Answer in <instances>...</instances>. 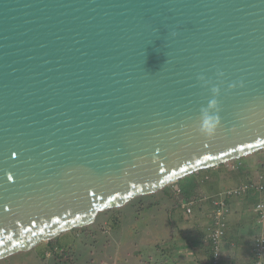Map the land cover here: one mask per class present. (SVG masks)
<instances>
[{
  "label": "water",
  "instance_id": "95a60500",
  "mask_svg": "<svg viewBox=\"0 0 264 264\" xmlns=\"http://www.w3.org/2000/svg\"><path fill=\"white\" fill-rule=\"evenodd\" d=\"M263 150L264 0H0V260Z\"/></svg>",
  "mask_w": 264,
  "mask_h": 264
},
{
  "label": "rangeland",
  "instance_id": "374dc122",
  "mask_svg": "<svg viewBox=\"0 0 264 264\" xmlns=\"http://www.w3.org/2000/svg\"><path fill=\"white\" fill-rule=\"evenodd\" d=\"M250 156L263 159L264 150L222 166L241 163ZM212 169L194 174L196 183L206 188L200 178L208 176ZM181 187L176 181L160 191L136 197L122 207L102 211L92 224L1 259L0 264H149L147 256L155 258L164 249L175 215L188 217L180 209L184 202Z\"/></svg>",
  "mask_w": 264,
  "mask_h": 264
},
{
  "label": "crops",
  "instance_id": "0c3cea01",
  "mask_svg": "<svg viewBox=\"0 0 264 264\" xmlns=\"http://www.w3.org/2000/svg\"><path fill=\"white\" fill-rule=\"evenodd\" d=\"M263 159L262 156H250L241 163L216 166L208 171V176L201 177L207 187L199 183L189 197L184 196V202H193L191 212L187 213L182 209L188 216L186 218L175 215L170 223L172 229L164 249L155 258L147 256L150 259H147V263L210 264L206 232L212 220V200L220 196L226 202L227 211L220 264H253L251 249L254 239L264 235V225L258 221L254 208L258 202L264 204V190L251 188L237 196H226L225 192L248 181L264 184ZM178 204L180 203H177L180 207Z\"/></svg>",
  "mask_w": 264,
  "mask_h": 264
},
{
  "label": "built area",
  "instance_id": "2783aa9c",
  "mask_svg": "<svg viewBox=\"0 0 264 264\" xmlns=\"http://www.w3.org/2000/svg\"><path fill=\"white\" fill-rule=\"evenodd\" d=\"M251 188L257 191L264 190V184H256L253 181L240 184L238 187L229 189L225 192V195L237 196L245 193ZM212 220L207 228L206 240L210 247V264H220L221 262V242L225 236L227 219H226V202L218 196L212 200ZM193 202H183L181 208L187 213L192 210ZM255 213L257 219L264 225V204L258 202L255 205ZM251 253L254 258L253 264H264V235L256 236L252 245Z\"/></svg>",
  "mask_w": 264,
  "mask_h": 264
},
{
  "label": "trees",
  "instance_id": "16d2710c",
  "mask_svg": "<svg viewBox=\"0 0 264 264\" xmlns=\"http://www.w3.org/2000/svg\"><path fill=\"white\" fill-rule=\"evenodd\" d=\"M178 182L182 184L180 191L186 197H189L191 195V193L193 192V188L195 187V185H197L196 177L194 176V174L187 176L179 180Z\"/></svg>",
  "mask_w": 264,
  "mask_h": 264
},
{
  "label": "clouds",
  "instance_id": "9594fccd",
  "mask_svg": "<svg viewBox=\"0 0 264 264\" xmlns=\"http://www.w3.org/2000/svg\"><path fill=\"white\" fill-rule=\"evenodd\" d=\"M214 91H217V89H214ZM215 100L210 101V106L215 105ZM219 122L218 118H213L208 115H204L203 122H202V131L211 134L214 129L216 124Z\"/></svg>",
  "mask_w": 264,
  "mask_h": 264
},
{
  "label": "snow or ice",
  "instance_id": "6c2138e0",
  "mask_svg": "<svg viewBox=\"0 0 264 264\" xmlns=\"http://www.w3.org/2000/svg\"><path fill=\"white\" fill-rule=\"evenodd\" d=\"M12 153H10V155H11Z\"/></svg>",
  "mask_w": 264,
  "mask_h": 264
}]
</instances>
